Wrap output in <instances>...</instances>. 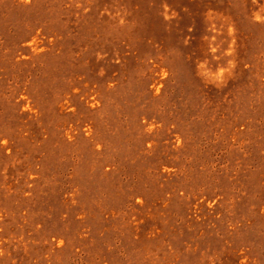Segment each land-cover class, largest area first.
Listing matches in <instances>:
<instances>
[{"label":"rangeland","instance_id":"1","mask_svg":"<svg viewBox=\"0 0 264 264\" xmlns=\"http://www.w3.org/2000/svg\"><path fill=\"white\" fill-rule=\"evenodd\" d=\"M261 3L0 0V264H264Z\"/></svg>","mask_w":264,"mask_h":264},{"label":"clouds","instance_id":"2","mask_svg":"<svg viewBox=\"0 0 264 264\" xmlns=\"http://www.w3.org/2000/svg\"><path fill=\"white\" fill-rule=\"evenodd\" d=\"M256 2H257V0H252V3L255 4ZM162 9H163V15L165 16V18H171V16L169 15L170 10H169V8H168L166 3L162 4ZM102 14H104V13H102ZM207 18L210 21L213 19V16H212L211 12H209L207 14ZM254 18L256 20L260 21V22H264V3L259 4L258 11L254 13ZM210 30L212 32H217L218 31L214 24H212L210 26ZM233 31H234L233 28L229 25L228 32L231 34ZM204 39L205 40H210V41L211 40H215V36H213L211 38H209L208 36H205ZM233 47H234L233 42L230 41L228 48L224 52V55H229V56L232 55ZM209 49L213 53L217 50L216 47L212 46L211 42L209 43ZM97 56L99 57L100 54L97 53ZM206 65H207V61L206 60L200 61L199 64H198V68L200 69V71L203 74H205V75L210 77L209 82L215 83L216 86H219L220 84H222L224 82L225 74H230L231 73V70L234 67V61L231 60V59L228 60L226 66L218 67L216 72L209 71L208 68L206 67ZM161 73H164V70ZM164 78H166V75H164ZM21 110L23 111L24 109L22 108ZM0 143H6V140H0ZM2 254H3V251H0V255H2ZM240 254H241V259H240L239 264H247V259L248 258L243 255V249H241V253ZM209 260L211 261L212 258L209 257Z\"/></svg>","mask_w":264,"mask_h":264},{"label":"snow or ice","instance_id":"3","mask_svg":"<svg viewBox=\"0 0 264 264\" xmlns=\"http://www.w3.org/2000/svg\"><path fill=\"white\" fill-rule=\"evenodd\" d=\"M25 2L27 3V2H28V0H25Z\"/></svg>","mask_w":264,"mask_h":264}]
</instances>
